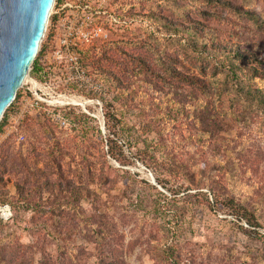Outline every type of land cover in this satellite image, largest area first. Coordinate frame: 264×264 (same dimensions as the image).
<instances>
[{
	"label": "rangeland",
	"instance_id": "1",
	"mask_svg": "<svg viewBox=\"0 0 264 264\" xmlns=\"http://www.w3.org/2000/svg\"><path fill=\"white\" fill-rule=\"evenodd\" d=\"M63 3L0 133V264H264V111L228 72L264 71V0ZM95 26L77 72L60 39Z\"/></svg>",
	"mask_w": 264,
	"mask_h": 264
},
{
	"label": "water",
	"instance_id": "2",
	"mask_svg": "<svg viewBox=\"0 0 264 264\" xmlns=\"http://www.w3.org/2000/svg\"><path fill=\"white\" fill-rule=\"evenodd\" d=\"M55 0H0V121L40 51Z\"/></svg>",
	"mask_w": 264,
	"mask_h": 264
},
{
	"label": "trees",
	"instance_id": "3",
	"mask_svg": "<svg viewBox=\"0 0 264 264\" xmlns=\"http://www.w3.org/2000/svg\"><path fill=\"white\" fill-rule=\"evenodd\" d=\"M248 18L257 26L264 25V22L261 21V19L256 16L252 15L251 13L248 14ZM230 53L232 54L233 60H236L237 62H246L248 67L245 66H239L238 64H232L228 67L229 76L232 80H234L235 85L239 87V89L243 92L247 90L248 93H246V98L248 101L252 102L264 111V71L262 69L258 68V65H254V63L260 62V57L257 53L251 52V51H245V50H238L237 48H231ZM82 61L86 66L94 67L96 74L99 75V77H102L103 74L101 73L103 69H101L97 63L99 62V59H97V56L94 52L92 55H88L85 53L82 57ZM97 65V66H96ZM41 64L39 63L38 59L35 60L33 63V73L39 74L41 72ZM94 71V72H95ZM247 78V79H246ZM245 79V80H244ZM246 80H254L258 81L262 84V87L255 86L254 88L247 86ZM20 93L17 92L16 98L13 101V103L10 105V107L7 109L10 110L13 106L18 104L20 100ZM5 112L2 123L0 124V133L2 132L5 123L8 121V114ZM105 118L107 119L106 126L109 131L111 117L109 114L105 115ZM119 130L116 134L117 136L119 134H125L127 133V127L122 126V123H119ZM116 127V125H115ZM111 134V133H110ZM216 202L218 203L219 197L215 196ZM225 212H228L237 218L246 219L248 223L257 224L255 220L254 214L245 206L236 201L234 197L228 198L225 203L223 204Z\"/></svg>",
	"mask_w": 264,
	"mask_h": 264
},
{
	"label": "built area",
	"instance_id": "4",
	"mask_svg": "<svg viewBox=\"0 0 264 264\" xmlns=\"http://www.w3.org/2000/svg\"><path fill=\"white\" fill-rule=\"evenodd\" d=\"M59 2H60V5H58V3L56 4V0H55L54 6H53V9H52L53 14H55V16H58V17H60L61 11L66 8V5L63 3L64 0H61V1L59 0ZM51 15H52V13H51ZM61 23H63L65 28L68 29V30H71V28H72V26H70V25L65 23L64 19L59 18L56 21V24L54 23V25H53L57 35H59V26H60ZM86 30L87 31L83 32L81 34V36H80V40H81L80 43L78 41H76L75 39H68L66 37V35H64L60 39L61 47L69 55V58H70L69 61H70L71 65H72V69H75L77 72L82 71V66H81V63H80V51H79L81 49V44H85V43L86 44H90L94 40L101 38V33L103 32L104 29L101 26H95L94 28H92L90 30H88V29H86ZM70 35H72V33H70ZM26 97H27V95L25 94V97H23L21 99L22 100L20 102L21 105L24 102H26V99H25ZM46 102H48V101H46V100L42 99L41 97L37 96V93H36V96L34 97V105L35 106H40L42 104H46ZM44 111L49 116H52L53 118L62 119L61 114L60 113H55V111L53 109L47 108V109H44ZM11 117H12V114L9 112L8 113V120H10ZM6 211H7V209L4 208L3 212L6 213Z\"/></svg>",
	"mask_w": 264,
	"mask_h": 264
},
{
	"label": "bare ground",
	"instance_id": "5",
	"mask_svg": "<svg viewBox=\"0 0 264 264\" xmlns=\"http://www.w3.org/2000/svg\"><path fill=\"white\" fill-rule=\"evenodd\" d=\"M32 84H33L34 86H36V87L39 86L38 83H36V82H34V81H32Z\"/></svg>",
	"mask_w": 264,
	"mask_h": 264
}]
</instances>
